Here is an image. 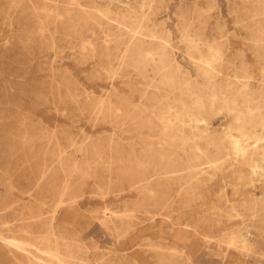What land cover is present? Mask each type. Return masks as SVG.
<instances>
[{"label": "rangeland", "instance_id": "374dc122", "mask_svg": "<svg viewBox=\"0 0 264 264\" xmlns=\"http://www.w3.org/2000/svg\"><path fill=\"white\" fill-rule=\"evenodd\" d=\"M252 1L0 0V264H28V255L38 264H264V160L252 171L231 144L236 111L249 115L243 97L226 92L230 111L219 99L201 112L198 125L223 139L225 162L192 176L154 159L146 199L130 185L143 150L161 147L159 133L135 126L123 100L141 102V119L156 125L174 98L196 106L194 97L156 93L150 69L142 77L118 67L114 50L139 28L153 44L166 39L191 80L203 82L188 44L213 57L223 87L247 75L254 89L264 83V40ZM106 97L114 107L97 113ZM246 127L264 140V127ZM82 144L87 151H77ZM175 153L184 164L188 154ZM55 243L60 260L49 252Z\"/></svg>", "mask_w": 264, "mask_h": 264}, {"label": "bare ground", "instance_id": "6f19581e", "mask_svg": "<svg viewBox=\"0 0 264 264\" xmlns=\"http://www.w3.org/2000/svg\"><path fill=\"white\" fill-rule=\"evenodd\" d=\"M252 8L254 9L253 15L259 16L256 20H254V32L257 35V41L262 42V40H264V0H253ZM60 16H62L60 13H55L56 18H60ZM137 25L141 27L140 23H138ZM136 30L138 31L130 29L132 33L128 34L127 37H124L123 40H121L115 46V52L119 50L117 56L115 55L117 66L131 67L138 75H142V77H145L146 73L150 69L152 74V77H150V79L155 83L154 89L156 93L158 91H161L164 92L167 96H175V93H177L180 95L194 97V103L196 107L194 108L190 105H187V103L185 104L179 98H174L172 102L174 104L173 106L168 104L164 109L160 110V113L154 116L159 119L158 121H160V125H156L150 120L141 119L142 115L140 113L142 111L138 108V105H140L141 102L135 103V101L132 100H123L125 104V109H122L124 115L129 117V120L137 127L148 126L147 129L150 130H154L155 128H157L159 133V144L161 146L159 147V149H156L152 145H148L145 150H143L144 153L146 152L149 156H147L146 159L141 162H136L133 170L134 181L131 183L130 187L143 191V195L146 199L150 200L153 198L154 193L152 191L153 188L151 184V177L154 174L150 173V167L152 166V160L154 159H157L159 163L167 160V165L171 169H173L172 172H174V174L178 173L177 171L180 170H187V173L192 176L203 174L205 172V168L203 166L206 164H208V166L213 165V167H216L217 165H221L223 162H225L227 154H224L223 151V139L218 138L217 135L212 133L207 128H201L198 124L205 121V119L201 117V112L205 110L206 103L208 104L209 110H211L214 104L220 99L224 105V108L230 111L232 108L230 106L229 98L225 94L226 92L231 93L230 91L232 90L238 96L243 97L242 101L246 103L245 106L248 110L249 115L243 116V111H236L237 113L234 116V121L236 124L232 130H235L237 132L238 137H233L231 140V144L233 145L235 151L245 159V164L248 165L252 171H254L256 168H259V166L257 165V160H264V140L255 131L247 129L246 124H250L251 122H253V125L257 124L261 128L264 127V83L253 89L249 85L248 81H246V75L235 78L234 82L228 84L224 83L223 87L217 79L219 70H216V68L212 65L213 57H211L209 60H206L203 53H200L194 45L188 44V55L195 61L197 71L199 73V76L203 79V82H198L195 79L191 80V78L186 73H183V71H181V66L172 54L168 45V41L166 39H161V41L153 44L152 40L144 39L147 37H144L142 31H140L139 28ZM120 47L122 49H119ZM201 89H203V93L201 94V96H199L196 93V90ZM218 89L221 90V98H219L216 91ZM145 95H148V92H143L140 97L142 98ZM156 102L162 105L161 102ZM113 107V103L112 101H110L109 97L99 99L94 104L95 111L102 114L103 111H109ZM140 108L142 109V107ZM252 127L253 126L251 125V128ZM197 139L204 141L206 144V148L207 146L212 145L214 147V152L210 153L207 149L203 150L198 147L194 143V141H196ZM248 140H252V142H248ZM116 144L119 145L120 148L122 147L120 141L116 142ZM177 148H179L182 152H186L188 154L186 156L184 164H175V161L177 160L174 157V154H176L175 150ZM87 149L88 146L86 144H82L78 146L77 151L84 152L87 151ZM130 150L132 149L130 148ZM61 153L62 152L60 149L59 154L56 158L57 165L59 166L63 163L64 160L60 155ZM181 166L182 168L177 169ZM153 171V173H155L157 176L159 175V173L155 169ZM162 174H169V170H164ZM43 175L44 173L42 174V176ZM64 190L65 189L63 188L56 197L57 200L54 213L60 208V206L65 203ZM166 200H168V198ZM7 242L10 243V246L11 244L16 247L19 246L15 243H11L12 241L10 240H8ZM242 242L244 241L242 240ZM14 248L15 247H13V249ZM15 250L17 251L16 248ZM22 251L28 254V251ZM49 252H55V258L57 260H60L58 257L59 254L57 253L59 251L57 249L56 243L54 250H51ZM24 257L28 264H38L33 261V257L29 255Z\"/></svg>", "mask_w": 264, "mask_h": 264}]
</instances>
